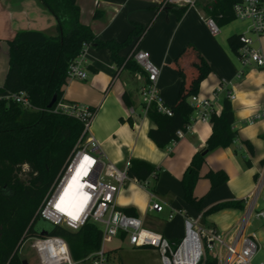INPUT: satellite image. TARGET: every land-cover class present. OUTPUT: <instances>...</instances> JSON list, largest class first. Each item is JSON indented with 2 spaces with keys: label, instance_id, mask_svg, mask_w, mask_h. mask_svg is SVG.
Masks as SVG:
<instances>
[{
  "label": "crops",
  "instance_id": "0c3cea01",
  "mask_svg": "<svg viewBox=\"0 0 264 264\" xmlns=\"http://www.w3.org/2000/svg\"><path fill=\"white\" fill-rule=\"evenodd\" d=\"M163 2L77 0L81 23L90 26L101 41L123 42L134 23L147 26L154 17L137 49L148 52L151 61L160 69L158 85L169 108L174 107L182 93L196 85L201 77V72L193 65L195 62L201 64L203 61L202 67L210 70L200 81L197 95L211 99L217 88L224 84L235 95L231 103L237 139L228 148L208 153L201 172L205 176L209 171H224L228 181L215 189H211L210 180L204 177L197 182L194 195L203 199L201 211L185 201L181 181L192 158L205 148L212 134L210 122L194 123L193 131L183 139L164 149L157 147L148 136L154 125L142 113L139 94L142 82L126 69L117 74L118 68L109 50L94 46H89L84 56L87 79L69 81L64 88L63 100L95 112L89 134L99 143L106 159L119 169H128L132 160L145 161L156 169L145 184L130 178L118 196V206L121 210H133L136 217L144 220L146 228L162 234L172 244H179L186 236L187 220L219 233H228L237 227L245 214L257 180L264 172V118L251 125L246 123L247 118L264 111V71L242 65L232 53L228 38L241 34L228 32L223 40L211 34L203 10V5L210 2L200 3L199 0L197 7L189 8L180 20L173 10L181 6H171V10L163 6ZM21 31L55 36L56 21L39 0H0V89L9 69L7 42ZM255 41L264 51V35ZM128 51L129 48L124 49L121 56ZM240 72L243 75L239 78ZM126 92L131 95V107L123 101ZM225 98L224 91L222 101ZM219 107L222 109V102ZM240 201H244L243 208L207 213L218 204ZM151 202L163 206V211H150ZM260 210L264 211V207ZM172 214L173 218H170ZM150 218L152 223L148 225ZM247 232L255 234L259 245L252 264L264 262V220L253 217ZM159 259L162 263L160 255Z\"/></svg>",
  "mask_w": 264,
  "mask_h": 264
},
{
  "label": "trees",
  "instance_id": "16d2710c",
  "mask_svg": "<svg viewBox=\"0 0 264 264\" xmlns=\"http://www.w3.org/2000/svg\"><path fill=\"white\" fill-rule=\"evenodd\" d=\"M43 7L55 18V36L39 31H21L9 40V69L0 93L18 94L23 92L30 101L32 109H24L12 98H0V264H22L19 252L24 242L31 237L59 236L66 240L72 257L80 262L97 252L102 244V230L93 223H87L80 230L72 232L62 226H55L43 220L39 209L69 156L83 133V124L76 118L54 111L63 99L67 85L69 66L82 53L85 46L108 49L118 71L126 69L133 74L145 73L132 60L131 53L138 47L149 27L137 23L123 42L101 41L94 35L90 26L81 23V11L77 0H39ZM241 0H214L203 5L206 17L214 19L222 28L236 20L234 4ZM168 9L172 10L171 6ZM187 6L173 10L180 20L187 12ZM228 44L235 56L242 46L240 35L228 38ZM129 48L126 55L121 52ZM195 62L193 65L201 72V77L186 92L178 103L171 108L172 116L161 113L151 106L148 117L154 125L148 136L161 149L173 141H179L177 131L185 130L190 123L193 108L192 96L197 95L199 83L209 69ZM56 104L49 109L53 97ZM123 101L132 106L131 95L126 92ZM92 111V110H91ZM93 114L95 113L92 111ZM212 134L203 150L194 155L182 178L184 199L196 210L201 211L203 199L194 195L197 182L201 178L209 179L211 189L228 181L224 171H209L205 176L201 172L205 156L217 149L228 148L237 139L233 125L235 115L230 100L222 101L218 115L210 120ZM132 124V122H131ZM249 147V143H246ZM156 172L149 163L132 160L127 174L129 178L145 184ZM243 202H229L214 206L207 213L226 208H243ZM127 215H135L133 210H123ZM178 245V244H176ZM206 264H217L208 257Z\"/></svg>",
  "mask_w": 264,
  "mask_h": 264
},
{
  "label": "built area",
  "instance_id": "2783aa9c",
  "mask_svg": "<svg viewBox=\"0 0 264 264\" xmlns=\"http://www.w3.org/2000/svg\"><path fill=\"white\" fill-rule=\"evenodd\" d=\"M199 0H164L163 6L197 7ZM233 12L236 19L251 21V31L257 36L264 35V0H241L234 4ZM205 23L214 37L220 35V27L210 17H205ZM242 46L239 48L238 59L244 66H255L264 71V51L254 48L253 38L246 34L240 35ZM85 46L78 58L69 66L67 81L86 80ZM134 61L145 73L136 74V79L142 82L140 98L142 113L148 116L151 106L161 113L172 116V110L163 101L158 80L160 69L151 61L150 54L137 48L131 53ZM243 72L238 74L242 77ZM226 92V99L233 101L235 95L221 85L208 99L194 95L190 99L193 112L190 123L185 130L177 131L178 140L193 131V124L208 123L213 114L221 111V94ZM12 98L24 109H32L26 94H5L1 98ZM56 111H62L83 124V133L69 156L65 166L49 189L40 209V217L55 226H62L72 232L80 230L87 223H93L102 230L100 249L80 262H76L71 254L66 240L59 236H36L28 238L30 248L36 253L39 264H109L106 242L110 239H127L134 248H152L156 250L162 264H206L208 257L217 264H252L259 250L255 234L247 230L253 217L264 220V211L258 210L260 201L264 202V172L257 180L253 194L248 200L245 214L236 228L228 233H219L213 228L200 226L194 220L186 221V236L178 244H172L162 234L145 227L144 220L127 215L118 206V196L122 188L131 179L127 169L121 170L106 159L99 143L90 136V128L94 117L93 112L79 104H67L62 99L56 106ZM134 113L133 109H130ZM264 118V111L247 118L248 125ZM173 141L172 143H176ZM70 185H80L82 193L76 204L64 208L61 205L62 191ZM150 211L162 212L163 206L150 203ZM173 218V214L170 215ZM194 249V251H193ZM264 264V262L259 263Z\"/></svg>",
  "mask_w": 264,
  "mask_h": 264
},
{
  "label": "rangeland",
  "instance_id": "374dc122",
  "mask_svg": "<svg viewBox=\"0 0 264 264\" xmlns=\"http://www.w3.org/2000/svg\"><path fill=\"white\" fill-rule=\"evenodd\" d=\"M213 0H201L200 3L211 2ZM251 21L236 19L230 25L220 28L219 40L225 39L228 32L231 34H246L253 38L254 48H259L258 43L255 41L257 36L251 31ZM2 96L0 95V98ZM152 191V190H151ZM259 209L264 207V202H259ZM165 214L162 216L164 217ZM152 219L148 220V225H151ZM30 241L26 240L20 249L19 256H26L29 264H39L36 253L30 248ZM107 257L109 264H162L159 259L158 253L154 252L151 248H134L131 246L127 239H110L106 242ZM253 263V262H252ZM78 264H90L89 262Z\"/></svg>",
  "mask_w": 264,
  "mask_h": 264
},
{
  "label": "bare ground",
  "instance_id": "6f19581e",
  "mask_svg": "<svg viewBox=\"0 0 264 264\" xmlns=\"http://www.w3.org/2000/svg\"><path fill=\"white\" fill-rule=\"evenodd\" d=\"M82 193L81 186L79 185H70L62 191V199H61V205L64 208L72 207L74 204L77 203L78 198L80 197ZM194 251V249H193Z\"/></svg>",
  "mask_w": 264,
  "mask_h": 264
},
{
  "label": "water",
  "instance_id": "95a60500",
  "mask_svg": "<svg viewBox=\"0 0 264 264\" xmlns=\"http://www.w3.org/2000/svg\"><path fill=\"white\" fill-rule=\"evenodd\" d=\"M56 102H57V97L54 96L48 108L51 109L56 104ZM41 234L43 236H49V233L47 231H43ZM20 259H21L22 264H29L26 256L22 255L20 256ZM200 263L202 264L203 260Z\"/></svg>",
  "mask_w": 264,
  "mask_h": 264
}]
</instances>
